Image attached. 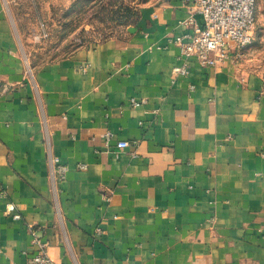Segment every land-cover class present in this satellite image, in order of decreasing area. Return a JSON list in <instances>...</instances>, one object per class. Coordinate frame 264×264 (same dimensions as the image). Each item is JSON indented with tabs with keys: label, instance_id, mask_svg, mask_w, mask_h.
Returning a JSON list of instances; mask_svg holds the SVG:
<instances>
[{
	"label": "crops",
	"instance_id": "crops-1",
	"mask_svg": "<svg viewBox=\"0 0 264 264\" xmlns=\"http://www.w3.org/2000/svg\"><path fill=\"white\" fill-rule=\"evenodd\" d=\"M93 1L30 0V16L59 28V4L69 17ZM11 2L0 0V264L24 263L35 236L64 264H264V76L235 54L175 75L185 0L126 2V31L37 64ZM146 11L153 30L131 31ZM50 154L69 167L56 185Z\"/></svg>",
	"mask_w": 264,
	"mask_h": 264
},
{
	"label": "built area",
	"instance_id": "built-area-1",
	"mask_svg": "<svg viewBox=\"0 0 264 264\" xmlns=\"http://www.w3.org/2000/svg\"><path fill=\"white\" fill-rule=\"evenodd\" d=\"M191 9L190 16L181 22L190 27L189 31L173 37L179 48L180 63L173 68L175 75H188L192 61L196 60L202 67L216 66L231 55L242 58L243 49L253 42L256 25V8L258 0H185ZM200 15L202 21H198ZM0 88L10 89V85L1 84ZM194 85H191V89ZM133 106L142 102L132 99ZM111 133H107L110 137ZM129 142L121 140L118 148H126ZM54 185L66 178L69 167L58 156L49 155ZM82 167L85 165H81ZM111 197H107L110 200ZM8 211L14 218L20 219L13 203L8 204ZM101 227L97 233H102ZM38 249L22 264H64L54 260L47 251V243L34 237ZM77 264V263H72Z\"/></svg>",
	"mask_w": 264,
	"mask_h": 264
},
{
	"label": "rangeland",
	"instance_id": "rangeland-1",
	"mask_svg": "<svg viewBox=\"0 0 264 264\" xmlns=\"http://www.w3.org/2000/svg\"><path fill=\"white\" fill-rule=\"evenodd\" d=\"M29 1L12 0L11 3L15 4L14 13L20 21L21 30L30 37V40L26 41L27 39H25L24 41L32 51V56L35 55L38 64L63 57L77 47L99 41L105 36L126 31L127 25L137 20H125L120 17L126 8L130 7L127 5L133 1V7L138 8L139 4H144L149 0H120L122 4L117 5L109 1L104 3L101 0H96L85 6L82 3L74 11H71L73 14L69 17L64 15L67 9L59 4V9L62 8L59 12V15H62L60 18L62 24H58L59 28L53 23L42 25L36 22V18L33 15L30 16ZM256 18L253 42L243 49L241 61L249 71L264 76V0H258ZM64 21H70L69 26Z\"/></svg>",
	"mask_w": 264,
	"mask_h": 264
},
{
	"label": "water",
	"instance_id": "water-1",
	"mask_svg": "<svg viewBox=\"0 0 264 264\" xmlns=\"http://www.w3.org/2000/svg\"><path fill=\"white\" fill-rule=\"evenodd\" d=\"M149 13H150V11H146L144 14V17L137 23L136 26L132 27L130 30L135 31L138 28H142L145 31H152L153 29L147 27V21H148V18L150 16Z\"/></svg>",
	"mask_w": 264,
	"mask_h": 264
}]
</instances>
